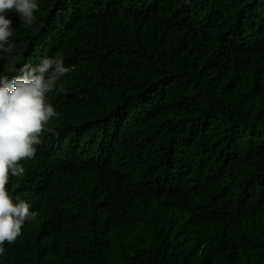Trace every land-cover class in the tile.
<instances>
[{
    "label": "trees",
    "instance_id": "1",
    "mask_svg": "<svg viewBox=\"0 0 264 264\" xmlns=\"http://www.w3.org/2000/svg\"><path fill=\"white\" fill-rule=\"evenodd\" d=\"M36 2L0 71L71 70L0 264H264V0Z\"/></svg>",
    "mask_w": 264,
    "mask_h": 264
},
{
    "label": "clouds",
    "instance_id": "2",
    "mask_svg": "<svg viewBox=\"0 0 264 264\" xmlns=\"http://www.w3.org/2000/svg\"><path fill=\"white\" fill-rule=\"evenodd\" d=\"M13 11L21 23L31 26L36 21L34 13L39 11V6L36 0H0L2 55L13 51L10 44L14 35L13 22L6 16ZM30 57L24 59L21 68L13 69L9 65V76L0 71V254L5 251L4 244L13 243L21 229L24 230L29 220L36 217L29 201L11 193L8 183L10 176L24 174V164L36 157L43 133L52 131L48 125L59 117V113L47 95L53 93L60 78L71 70L58 56L46 57L39 64L34 59V66L27 62ZM33 175L39 189L51 180L48 168L37 170ZM105 192L100 193L110 199V192L107 195Z\"/></svg>",
    "mask_w": 264,
    "mask_h": 264
},
{
    "label": "rangeland",
    "instance_id": "3",
    "mask_svg": "<svg viewBox=\"0 0 264 264\" xmlns=\"http://www.w3.org/2000/svg\"><path fill=\"white\" fill-rule=\"evenodd\" d=\"M27 62L31 63L34 66V57H30Z\"/></svg>",
    "mask_w": 264,
    "mask_h": 264
}]
</instances>
